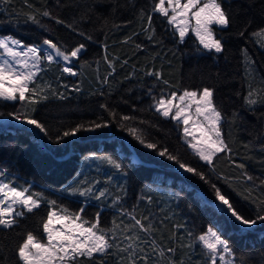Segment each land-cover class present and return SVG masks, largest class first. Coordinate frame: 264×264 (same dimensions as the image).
Wrapping results in <instances>:
<instances>
[{"label": "trees", "instance_id": "16d2710c", "mask_svg": "<svg viewBox=\"0 0 264 264\" xmlns=\"http://www.w3.org/2000/svg\"><path fill=\"white\" fill-rule=\"evenodd\" d=\"M158 2L0 0V35H12L27 45L50 39L62 51L85 45L74 60L75 76L63 71L60 60H42L30 87H42L41 94L47 99L34 105L0 99V117L31 112L30 118L43 123L48 133L15 123L0 124V171H4L0 180L41 197L39 207L32 212L25 210L11 228L0 226V264H20L17 247L28 232L46 240L43 221L52 208L69 213L83 209L81 215L90 222L100 213V227L106 230L122 218L116 216L121 209L133 212L138 219L147 217L142 222L152 230H137L143 236L140 246L149 255L148 264H168L169 258L175 264H207L206 251L197 237L209 227L228 241L238 264H264V222L250 228L239 225L215 205L220 202L213 189V185L219 188L245 217L254 218L257 204L264 200V104L251 109L245 104L250 90L264 98V33H260L264 29V0H218L230 21L227 27L213 25L215 37L223 44L219 53L203 49L191 32L181 42L167 18L153 11ZM44 10L64 23L40 15ZM25 13L35 14L39 23L28 20ZM157 72L159 78L150 74ZM204 87L213 90L214 104L224 117L223 138L231 150L217 154L214 166L189 149L180 122L155 109V102L172 92ZM125 116L130 119L122 120ZM105 121L107 127L81 130L56 142L58 135L78 124ZM127 128L138 129L159 149L167 148L181 162L202 172L204 179L141 145ZM106 155L117 160L122 170L102 159L99 164L98 157ZM241 164L243 169L238 167ZM245 172L253 180H246ZM105 176L125 187L124 194L116 189L121 199L115 205L111 198L97 200L95 191L87 196L74 191L93 184L106 187L109 181H104ZM108 187L116 188L117 184ZM168 188L176 195L166 204ZM84 201L88 203L84 205ZM123 215L125 224L131 226L134 221ZM153 239L174 252L162 258L152 253ZM114 243L121 246L118 235ZM122 256L123 264H128L127 253L113 247L106 255L97 254L95 260L81 258L80 264H99L101 260L120 264Z\"/></svg>", "mask_w": 264, "mask_h": 264}, {"label": "snow or ice", "instance_id": "6c2138e0", "mask_svg": "<svg viewBox=\"0 0 264 264\" xmlns=\"http://www.w3.org/2000/svg\"><path fill=\"white\" fill-rule=\"evenodd\" d=\"M27 3V0H25ZM167 4V7L165 6ZM154 12H158L167 18L168 23L174 26V29L179 34V39L182 42L188 34L189 29L195 34L199 44L203 49L219 53L223 51V44L220 39H217L213 32V25L227 27L230 23L229 16L223 9L218 0H186L182 3L181 0H159L153 8ZM171 13V14H169ZM45 17H51L58 24L64 23L58 17L52 15L48 10L39 13ZM28 20L34 23H39L36 15L33 13H25ZM144 13L141 11V16ZM149 24H151L152 16L147 17ZM195 24L192 26V21ZM72 27V25H68ZM264 33V29L260 30ZM242 35V33H241ZM253 35H256L254 33ZM151 39V37H149ZM88 39H91L89 36ZM43 45L47 48L43 49L45 55L41 56V45H27L22 41L15 39L12 36H0V99L5 101H27L29 104H36L40 100L47 99L46 95H42L44 89L40 86L30 85L34 84L37 74L40 71V64L42 60L52 63L57 58L63 61H71L77 58L85 48L84 44H79L77 47L72 48L70 51H62L56 43L50 39L43 40ZM139 47V46H137ZM51 49L52 51H49ZM247 57V51L245 50ZM107 60V56H105ZM31 61V63H29ZM111 63V61H109ZM64 72L73 76L77 75L71 67H65ZM151 75L160 77V73H150ZM106 82V78H105ZM165 84L168 81H164ZM39 89V90H38ZM79 91V87H75ZM27 94V95H26ZM61 98L63 95L61 94ZM174 101H178L174 103ZM245 104L251 109L252 106L257 104H264V98L260 97L256 90H250L245 97ZM102 107H106L102 105ZM155 109L164 117H171V119L181 122L184 125V135L188 146L194 153L208 165L214 166V157L222 152H230L227 143L223 138L221 131V123L224 119L220 110L214 104L213 90L209 87H204L202 90H188L184 89L183 93L177 96L176 92L170 94V98L165 100L161 97L155 102ZM34 111V109L32 110ZM174 111V115H173ZM31 112L21 114L19 111L9 113L14 116L17 121H25L30 125L35 126L40 132L47 135V129L43 123L38 119L30 118ZM115 116V114H112ZM235 117V113L233 114ZM130 117H122V120H129ZM190 122L195 126V130H190ZM108 122L96 123L91 122L89 125L78 124L75 127L64 131L62 136L56 137V142H60L64 137L74 136L81 130H95L101 127H107ZM125 127L124 124L120 125ZM139 143L148 149H153L158 152L161 157H167L168 160L175 161L181 169L186 172L193 173L204 179V174L196 168L181 162L178 156L173 155L167 148L159 149L156 143L147 142L142 134L136 128L126 129ZM199 131V136L196 135ZM191 137V139H187ZM95 157V154H92ZM105 160L112 167L122 170V165L112 156L106 155L99 157ZM244 168V165H238ZM4 175V171H0V177ZM245 179L248 181L253 180L252 176L244 174ZM108 180L111 181L112 177L109 176ZM264 184V181H261ZM216 200L220 202V211L229 213L236 222L241 226L252 227L257 222H264V200L257 204V213L254 218L245 217L242 215L229 201V199L221 193L219 188L213 185ZM79 191L81 196L92 194V187L89 186ZM29 192L28 188L19 190L13 187L10 183H4L0 180V226L4 228H11L17 223L16 217L25 215L24 211H18L16 205L26 209L27 212H32L40 205V194L33 193L26 195ZM106 195L105 190H99V195L96 199L99 200ZM35 197V198H34ZM121 198L117 196L113 200V205L116 204ZM50 204L55 205V201H49ZM253 203H256L254 200ZM67 213V209H62ZM83 209L80 210V213ZM80 213H70L64 216L58 215L56 212L50 211L47 213V220L43 221V231L46 233V241L40 242L33 233L28 232L23 242L17 247V256L20 264H80L81 258L87 260H95L97 254L106 255L109 249L116 247L120 252L127 253L128 264H148L149 255L145 252L144 247L138 243L141 237L138 233L133 235H125L123 238L129 241L126 247H121L119 243H114L116 240V225L113 221V228L105 230L100 227V213L96 214L95 221L83 220ZM121 214H126L131 217L134 223L131 226H126L123 231L128 232L133 229H139L145 233L152 230V226L142 222L147 220V217L136 219L133 212H126L121 209ZM59 224L56 227L53 221ZM87 225V226H86ZM109 232L112 233L111 237ZM191 235V233H189ZM197 239L202 243L203 249L206 250L207 264H235L234 252L225 240L222 234L212 227H209L206 232L199 235ZM151 252L164 257L166 253L174 252L173 248H163L157 245L155 239L150 242ZM139 253H144L143 256ZM124 257H121L120 264H123ZM99 264H104L101 260ZM158 264V261L154 262ZM168 264H175V261L169 258ZM182 264V262H181ZM243 264V261H241Z\"/></svg>", "mask_w": 264, "mask_h": 264}, {"label": "rangeland", "instance_id": "374dc122", "mask_svg": "<svg viewBox=\"0 0 264 264\" xmlns=\"http://www.w3.org/2000/svg\"><path fill=\"white\" fill-rule=\"evenodd\" d=\"M181 2L182 3H184V2H186V0H181ZM165 6L167 7V4H165ZM169 14H171V13H169ZM192 23V26H194V24H195V22H194V20L191 22ZM189 32H191V33H193L192 31H191V29H189ZM188 32V33H189ZM194 34V33H193ZM195 35V34H194ZM0 36H9V35H0ZM10 36H12V35H10ZM13 37V36H12ZM15 38V37H14ZM15 39H17V38H15ZM24 44V43H23ZM32 45H41V56H44L45 55V53H44V51H43V49H45V48H47V46L46 45H43V43H40V44H32ZM0 51H2V50H0ZM49 51H52L51 49H49ZM58 60H60V61H62L63 62V68H65V67H71L72 68V70L74 71V72H76L77 73V69L75 68V66H74V60H75V58H73L71 61H63L62 59H60V58H57V60L56 61H58ZM252 60V59H251ZM29 63H31V61H29ZM40 68H41V64H40ZM183 93V92H182ZM182 93H177V96H179V95H181ZM165 100H167V99H169L170 98V96L169 97H163ZM178 101H174V103H177ZM173 115H174V111H173ZM7 123H15V124H19V125H24V126H28V127H30V128H35V126H33V125H30V124H28L27 122H25V121H23V120H21V121H17L15 118H14V116H1L0 117V124H7ZM181 123V126H182V132H183V134H184V125H183V123H182V121L180 122ZM189 128H190V130H195V126L194 125H192L191 124V122H190V125H189ZM222 131V130H221ZM196 135L197 136H199V131H196ZM185 136V135H184ZM187 139H191V137H188ZM185 141H186V139H185ZM187 142V141H186ZM188 144V143H187ZM189 149L191 150V151H193L190 147H189ZM194 152V151H193ZM99 157H101V156H99ZM98 157V158H99ZM97 160H99L98 162H99V164H101L102 163V161L100 160V159H97ZM98 167V169H99V166H97ZM104 178V181H107L108 180V178H107V176H105V177H103ZM4 183H8L5 179H1ZM109 181V180H108ZM111 183H112V185H111ZM110 186H113L114 184H117V187L116 188H110V189H108L109 187V185H107L106 187H103L102 185H99V184H93L91 187H92V191H95V196H98L99 195V190H105L106 189V195L103 197V198H111V201H113L116 197H117V195H116V189L118 190H121L122 191V193L124 194L126 191H125V187L122 185V184H120V183H118L117 182V179H115L114 178V180H112V181H109V183H108ZM12 185V184H11ZM13 187H15L14 185H12ZM159 188V187H158ZM19 190H22V189H20V188H18ZM26 195H29V193H26ZM174 195H176L174 192H173V190L172 189H170V188H168L167 189V194L165 195L166 196V204H168L170 201H171V198L173 197L174 198ZM35 198V197H34ZM41 203V202H40ZM88 202L87 201H84V205L85 204H87ZM102 207H104V206H102ZM16 209L18 210V211H25L26 209H22L21 208V206H19V205H16ZM50 211H53V212H56L58 215H60V216H64V215H67V214H70L69 212H67V213H65V212H62V211H59V210H57V209H55V208H52ZM80 213V212H79ZM81 214V213H80ZM82 216V215H81ZM116 216L118 217V216H121L122 218H120V219H118L117 221H115V223H116V225H119L120 227L119 228H117L116 229V236L118 235V237H119V240L121 241V246H127V244L129 243V241H127V240H125L123 237L125 236V235H133V234H135V233H138L139 234V231L137 230V229H133V230H131V231H128V232H124L123 231V229L126 227V226H128V224H125L127 221H124L125 220V218H123V217H125V215H122L121 214V210H120V213H118V214H116ZM82 219L83 220H87L86 218H84L83 216H82ZM53 224H55V226L56 227H59V224L58 223H56V221L54 220L53 221ZM87 226V225H86ZM113 228V225H111V229ZM103 229H105L106 230V228H103ZM214 229V228H213ZM111 235H112V233H111ZM140 235V234H139ZM45 236H46V233H45ZM140 237H141V240L138 242V243H140V245L142 246V242H143V236H141L140 235ZM47 238V237H46ZM45 238V239H46ZM39 240V239H38ZM40 242H45L46 240H44V241H41V240H39ZM123 244V245H122ZM206 251V250H205ZM228 259H234V257H228ZM235 264H238L236 261H235Z\"/></svg>", "mask_w": 264, "mask_h": 264}, {"label": "water", "instance_id": "95a60500", "mask_svg": "<svg viewBox=\"0 0 264 264\" xmlns=\"http://www.w3.org/2000/svg\"><path fill=\"white\" fill-rule=\"evenodd\" d=\"M134 156H135V158H138V155L136 153H134Z\"/></svg>", "mask_w": 264, "mask_h": 264}, {"label": "bare ground", "instance_id": "6f19581e", "mask_svg": "<svg viewBox=\"0 0 264 264\" xmlns=\"http://www.w3.org/2000/svg\"><path fill=\"white\" fill-rule=\"evenodd\" d=\"M115 221H117V220H115Z\"/></svg>", "mask_w": 264, "mask_h": 264}, {"label": "crops", "instance_id": "0c3cea01", "mask_svg": "<svg viewBox=\"0 0 264 264\" xmlns=\"http://www.w3.org/2000/svg\"><path fill=\"white\" fill-rule=\"evenodd\" d=\"M203 234V233H202ZM201 235V234H200Z\"/></svg>", "mask_w": 264, "mask_h": 264}]
</instances>
